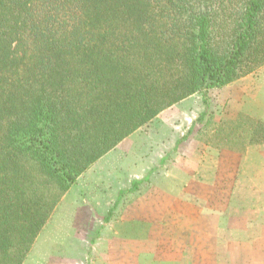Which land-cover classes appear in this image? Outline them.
I'll use <instances>...</instances> for the list:
<instances>
[{
	"label": "trees",
	"instance_id": "obj_1",
	"mask_svg": "<svg viewBox=\"0 0 264 264\" xmlns=\"http://www.w3.org/2000/svg\"><path fill=\"white\" fill-rule=\"evenodd\" d=\"M263 66L264 0H0V264L131 134Z\"/></svg>",
	"mask_w": 264,
	"mask_h": 264
},
{
	"label": "rangeland",
	"instance_id": "obj_2",
	"mask_svg": "<svg viewBox=\"0 0 264 264\" xmlns=\"http://www.w3.org/2000/svg\"><path fill=\"white\" fill-rule=\"evenodd\" d=\"M206 96L164 110L84 172L24 264H261L264 144L247 143L264 139V66Z\"/></svg>",
	"mask_w": 264,
	"mask_h": 264
},
{
	"label": "crops",
	"instance_id": "obj_3",
	"mask_svg": "<svg viewBox=\"0 0 264 264\" xmlns=\"http://www.w3.org/2000/svg\"><path fill=\"white\" fill-rule=\"evenodd\" d=\"M188 99H190V98H188ZM188 99H185V100H183L182 102H185V101H187ZM181 102V103H182ZM178 104H180V103H178ZM259 104V103H258ZM174 107H176V104L174 105V106H172V107H170L169 109H171V108H174ZM262 112L263 111H261L258 107H257V118H260V116H261V114H262ZM164 113V112H163ZM160 116V115H159ZM150 124V123H149ZM127 139V138H126ZM126 139L124 140V141H122L117 147H115L112 151H110L109 153H107L105 156H103L101 159H99L92 167H96V166H100L101 164H103L104 162H107V161H109V160H112L113 158H115L116 156H117V154H119V153H114V150H116L117 148H119L120 146H122V144L124 143V142H126ZM181 139H178V141L176 142V144H179L181 141H180ZM159 143L161 144V141H159ZM163 144H164V141H163ZM264 144V143H263ZM258 146V145H257ZM259 146H261V145H259ZM248 152H246V153H244V154H247ZM239 154H242V153H235V155H233V157L234 158H239L240 156H237V155H239ZM257 154H259V152H257ZM260 159H264V156H260ZM91 167V168H92ZM91 168H89V170L91 169ZM147 178H149V176H147ZM258 186V185H257ZM263 190H264V187L261 189V188H257V192H263ZM261 199H262V201H263V199H264V193H262V195H261ZM257 207H260V208H264V203H260L259 204V206H257ZM233 214H235V215H242V216H244V217H249L248 216V214H245V215H243V213H240V211H236V213H233ZM258 220V219H257ZM242 221H244V220H242ZM246 221V220H245ZM260 221H261V219H260ZM243 223V222H242ZM262 236H264V232H259V239H262V238H264V237H262ZM259 251H261V249H259ZM262 251H263V249H262ZM264 258V257H263ZM262 258V259H263ZM261 259V260H262ZM261 264H264V261L261 263Z\"/></svg>",
	"mask_w": 264,
	"mask_h": 264
}]
</instances>
